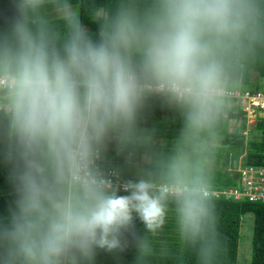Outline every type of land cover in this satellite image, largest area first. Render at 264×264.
<instances>
[{
  "label": "clouds",
  "instance_id": "obj_1",
  "mask_svg": "<svg viewBox=\"0 0 264 264\" xmlns=\"http://www.w3.org/2000/svg\"><path fill=\"white\" fill-rule=\"evenodd\" d=\"M44 2L8 0L14 46L0 48L2 135L15 195L10 221L0 225L5 264H91L98 250L123 252L137 218L150 232L163 225L169 198L182 232L197 236L208 209L183 166L158 190L130 181L120 195L99 161L113 136L132 130L151 94L187 106L190 126L211 124L221 52L255 27L256 0H153L143 16L122 8L99 40L67 12L60 47L43 21L35 30L30 22Z\"/></svg>",
  "mask_w": 264,
  "mask_h": 264
},
{
  "label": "trees",
  "instance_id": "obj_2",
  "mask_svg": "<svg viewBox=\"0 0 264 264\" xmlns=\"http://www.w3.org/2000/svg\"><path fill=\"white\" fill-rule=\"evenodd\" d=\"M1 1L0 48L6 44L14 46L8 2L1 5ZM152 4L153 0H45L34 15L30 14V22L35 30L43 21L46 31L55 37L56 45L60 47L70 31L65 19L67 12L74 15L76 22L93 40H99L101 30L112 25L122 8L143 16ZM256 4L255 27L221 52L222 85L226 89L241 88L242 85L251 91L264 88V0H256ZM7 103L6 94L0 91V225L9 223L15 201L10 185L11 165L5 158L2 135L7 126ZM229 103L220 98L211 124L198 129L189 124L187 106L163 95L151 94L138 111L132 130L126 136H113L104 154L120 148L146 154L150 161L144 167L143 180L156 186L171 183L178 165L183 166L189 182H195L208 192L239 186V176L229 171L233 160L242 158L245 165L264 166V116L248 126L241 110ZM230 129L233 130L230 132ZM211 142H219V145L210 147ZM107 167L120 174L114 166L107 164ZM205 204L208 215L197 236L182 232L178 205L169 198L165 201L164 223L158 230L148 231L137 218L134 228L125 234L126 250L118 253L98 250L91 264H237L240 230L249 215L254 220L252 264H264V203L208 196ZM141 242L148 245L147 253L141 252ZM5 251L6 246L0 242V264H5ZM80 264L88 262L81 261Z\"/></svg>",
  "mask_w": 264,
  "mask_h": 264
},
{
  "label": "built area",
  "instance_id": "obj_3",
  "mask_svg": "<svg viewBox=\"0 0 264 264\" xmlns=\"http://www.w3.org/2000/svg\"><path fill=\"white\" fill-rule=\"evenodd\" d=\"M2 92V91H1ZM160 95V94H158ZM2 97V96H1ZM220 98L228 100L233 106L237 107L244 114L247 125H253L257 119L264 116V89L251 91L242 90L240 87L234 89H226L224 85L221 88ZM2 107L0 106V111ZM245 134V133H244ZM99 166L106 178L120 192H125L124 187L128 183L122 181V176L112 168L107 167L105 161L101 157ZM229 171L239 176V186L224 191L208 192L204 189V196H223L226 200L264 203V166L254 167L244 164L242 158L233 160L230 164ZM143 178H138L131 182H139ZM154 190H158L160 186L152 184Z\"/></svg>",
  "mask_w": 264,
  "mask_h": 264
},
{
  "label": "rangeland",
  "instance_id": "obj_4",
  "mask_svg": "<svg viewBox=\"0 0 264 264\" xmlns=\"http://www.w3.org/2000/svg\"><path fill=\"white\" fill-rule=\"evenodd\" d=\"M7 2L8 1L2 0L1 5L6 4ZM241 88L242 90L250 89L245 85H242ZM231 106L233 105L231 104ZM232 130L233 129H230V132ZM208 145L210 147H216L219 145V142H211ZM102 158L108 165L114 166L120 172L122 175L121 179L124 182H130L138 178H143L144 167L150 161V158L146 154H139L135 151H127L124 148L109 151L105 153ZM253 226V217L252 215H249L245 218L240 230L237 264H252Z\"/></svg>",
  "mask_w": 264,
  "mask_h": 264
}]
</instances>
